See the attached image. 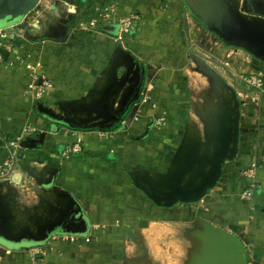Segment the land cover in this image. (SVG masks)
<instances>
[{
  "label": "crops",
  "instance_id": "obj_1",
  "mask_svg": "<svg viewBox=\"0 0 264 264\" xmlns=\"http://www.w3.org/2000/svg\"><path fill=\"white\" fill-rule=\"evenodd\" d=\"M59 1L63 4L60 10L48 3L51 12H37V18L31 20V28L10 40L7 49L0 47L4 57L0 60V165L12 150L10 143H16L20 166L11 179L28 176L33 181L39 180L38 188L44 187V193L50 195V210L63 211L74 200L78 209L72 227L81 231L85 227V218L88 223L86 233L80 236L97 234V229H110L114 234L108 238L112 237L114 245H120L125 234L122 229L134 224L144 226L150 211L156 214L160 210L174 208L152 204L134 183L148 190L160 188V193L174 188L176 183L181 184V174L188 172V165L192 162L185 158H191L188 154H193V151L190 149L196 148L202 135L193 120L188 118L186 125L183 117L187 101L189 109L188 94L195 90V86L192 88L189 84L197 81H187V75L175 68L182 63L177 56L180 50L179 30L168 23H171L169 18L176 19L179 7L177 0H73L70 4L68 0ZM204 3L211 10L213 3L220 5L222 13L225 11L228 17H234L231 21L237 22L236 27L249 25L264 33V0H205ZM105 8L113 14L96 30H77L76 23L69 30L64 25L68 17L72 24L73 20L87 23L97 10ZM131 13L139 16V22L124 42L132 41L137 63L155 67L150 70L153 72L150 79H156L153 81L156 90L160 88V114L167 115L169 119L160 125L157 132L151 131L155 128V119L151 117L143 120L151 119L150 123L140 122L135 129L132 121L127 128L113 132L74 131L61 126L68 124L60 110L66 101L83 97L97 99L104 92H115V81L110 82L116 79L110 81V78L103 77L102 72L111 64L107 52L112 49V41L119 32L118 19ZM228 21L231 23L229 18ZM7 26L9 24L0 25V29L6 30ZM26 64L38 71L39 78L51 83L40 97L36 98L30 88L33 79ZM164 65L170 69L162 70ZM39 78L35 83L38 84ZM136 89H130L127 99L135 96ZM170 91H174L172 99L166 97ZM236 92L239 94L238 90ZM204 93L208 100L205 97L200 107L220 109L222 114L223 101L214 104L212 88ZM263 99H259L262 108ZM224 107L228 108V105ZM68 110L66 108L64 112ZM216 114L219 119L215 122L216 132L228 133L225 127L228 122L223 116L219 117V112ZM260 120L259 131L250 130L256 135L252 140L250 137L244 146H239L238 155L232 162L237 170L247 165L246 176L234 173L225 184H216L199 202L193 203L195 208L201 207L202 211L226 225L237 238L238 243L234 242V245L244 249L246 264H264V118ZM215 123L212 121L213 126ZM184 127L186 133L182 134ZM205 131L208 132L206 127ZM226 138L223 134L220 140L226 142ZM39 143L40 148L32 146ZM75 145L77 147L72 152ZM200 162L203 163L201 159ZM130 170H133L132 175ZM142 170L147 174L142 175ZM152 170L155 176L150 175ZM2 182L0 179V185ZM244 191L250 192L251 196H244ZM29 206V212L36 210L34 205ZM72 212H76L74 207ZM63 233L55 232L42 247L39 244L6 247L0 264H15L12 260L24 256L28 257L26 264H69L67 258L72 252L68 257L63 256L70 250L69 244L61 240ZM39 248L43 254L46 252L43 263L31 261L34 250ZM97 252L98 256L102 251ZM87 258L92 259L93 255Z\"/></svg>",
  "mask_w": 264,
  "mask_h": 264
},
{
  "label": "rangeland",
  "instance_id": "obj_2",
  "mask_svg": "<svg viewBox=\"0 0 264 264\" xmlns=\"http://www.w3.org/2000/svg\"><path fill=\"white\" fill-rule=\"evenodd\" d=\"M68 1L70 4L73 0ZM204 2L205 0L202 2L201 0H177L179 8L176 19L168 17L171 22L168 24L179 30L180 50H178L177 56L182 63L175 68L187 75V81H197L196 84H189V87L195 86V90H191L188 94L191 104L189 103L188 109V101L185 103L187 111L183 116L186 125L189 118L194 121L199 133H202L198 138L200 140L197 142L196 148L190 149L193 151V154H188L191 155V158H185L187 161L190 159L193 162L188 165L189 170L183 182V185L189 184L190 187L201 185L205 181L204 178L210 177L219 167L221 173L216 184H225L233 177L234 173L241 177L246 176L247 165L242 170H237L236 165L232 164L238 153L233 160L227 159L232 148L233 126L231 122L235 117L233 112L235 103L231 100L233 96L230 89L234 90L236 98L241 104L240 108H242L240 117L242 132L238 152L240 145L244 146L248 143L250 137L251 140L253 139L256 132L251 133L250 130L259 131L260 119L264 118V107L262 108L259 104V99L264 98V62L255 61L240 49L223 45L212 33L192 19L191 13L202 17L203 20L206 19L204 13L207 15L209 5ZM32 3H34L33 9L27 11ZM48 3L54 5L57 10H60V6L63 5L59 0H44V2L42 0H0V25L9 24L7 27L24 28L25 24L20 21L26 14L30 15L28 19L31 21L34 17L37 18V12L52 11ZM180 3L184 4L182 8L179 6ZM212 7L213 9L208 11L209 16L221 17V6L213 3ZM224 15L228 16L225 11ZM172 16L174 15L172 14ZM227 18L234 20L233 16ZM67 20L72 21L69 17ZM15 21L20 23H15ZM124 39L125 37L122 41L116 39L112 41L113 47L107 52L110 55L111 64L105 72H102L103 77L110 78V81L116 79L110 82L114 83L115 81V92L110 94L104 92L97 99L83 97L66 101L63 104V109L60 108V110L68 119V126L81 129L84 132H87L86 130L89 132H113V128L116 126L122 129L127 128V118L134 121L135 129L140 122L150 123L151 119L145 122L143 120L151 117L155 119L153 120L155 130L151 128V131L157 132L160 131V125L165 124L169 119L167 115L160 114V88L159 91L156 90V86L153 84L156 79L153 81L150 79L153 74L150 70L155 67L151 68L149 65L144 66L137 63L135 49H132L131 46L132 41L124 42ZM131 55L133 57H130ZM165 68L169 67L164 65L162 70H166ZM162 76L163 74H161ZM252 77H260L262 85L256 87L250 82ZM157 79L160 80V78ZM135 87H137L135 96L132 99H127L130 89H135ZM210 88L213 91L214 104L223 101L222 114L220 109L206 110L204 107H200V103H203L205 97L208 100V95L204 92L210 91ZM237 90L239 94H237ZM142 94L144 95L142 96ZM168 94L166 97L172 99L174 91H170ZM139 98L141 101L136 103ZM224 105H228V108H225ZM258 107L262 110H258ZM66 108L69 109V112H64ZM128 108H130L129 114L123 118L122 115ZM217 112H219V117L223 116L224 121L228 122L225 125L228 128V133L216 132L215 122H219ZM212 121L215 123L214 126ZM205 127L208 132L205 131ZM181 133H186L185 127L182 128ZM223 134H226L228 138L226 143H228L222 149L220 138ZM244 155L247 154L244 153ZM200 159L203 163L200 162ZM193 167H195L194 170H192ZM142 171V175H145L146 170ZM129 173L132 175L133 170H130ZM149 173L155 176L154 170ZM202 175L203 178H201ZM2 184L0 185V224L8 235L17 236L29 233L38 237L39 224H52L60 220L62 212L48 208L50 195L44 193V187L38 188L39 180L33 181L30 177L23 176L17 180L11 178L3 180ZM40 191L41 194H38ZM147 200L151 202L149 199ZM29 205H34L36 210L29 212ZM68 205L74 207L77 212L78 208L75 207L74 200ZM68 220L71 222L72 219L68 218ZM76 230V227H72L69 223L62 230L64 233L61 240L68 243L70 249L67 255L63 256L68 257V253L72 252V255L67 258L69 264H243L241 248L234 245V242H238L237 238L228 231L226 225L217 221L213 215L202 211L201 207L195 208L193 203L191 206L176 204L174 208L168 211L160 210L156 214L150 211L144 226L138 227L134 224L130 228L122 229L125 230V234L120 245H114L111 242L112 237L108 238L109 235L114 234L110 229H97L100 232L97 234L89 233L90 240L88 242L84 240L87 236H74L73 232ZM103 235V240H100ZM72 236L78 240L72 241L70 239ZM47 240L49 237L41 243L27 241L24 245L39 244L38 246L42 247ZM0 247L3 246L0 245ZM40 249L34 250L35 254L31 255V261L44 262L46 252L43 254ZM120 249H122L121 252H119ZM98 250L102 252L97 256ZM90 255H93V260L87 258ZM27 260L28 257L24 256L19 260L15 258L12 261L15 264H26Z\"/></svg>",
  "mask_w": 264,
  "mask_h": 264
},
{
  "label": "water",
  "instance_id": "obj_3",
  "mask_svg": "<svg viewBox=\"0 0 264 264\" xmlns=\"http://www.w3.org/2000/svg\"><path fill=\"white\" fill-rule=\"evenodd\" d=\"M34 6V3H32L30 5V8H32ZM194 15V14H193ZM221 16V14H220ZM194 17L199 21V22H205V20L202 19V17L194 15ZM221 17H225V15H222ZM30 19L28 18H24L22 20V24H26ZM231 21V20H230ZM229 25L231 29H235L236 28V24L237 22L231 23L228 21ZM74 24V23H73ZM13 28V26H10ZM235 27V28H234ZM239 27V28H238ZM7 29L9 27H6ZM5 28V29H6ZM15 29H20L21 27L16 26L14 27ZM6 29V30H7ZM229 31V28H227ZM238 31L241 30V37L238 36H227L225 33H219V37L226 40V42L231 45V46H235V47H240L242 49H244L247 53H249L252 57L264 62V33L262 30L258 29H253V27H250L249 25H238L237 28ZM210 30H212V28H210ZM246 38V39H244ZM259 39H261L262 41H260ZM41 81H38V84H40ZM221 83H224L223 81H221ZM229 91H231L233 98L231 97V100L234 101L235 103V107L233 108V112H234V119L232 120V126H233V132H232V148L230 149V154L227 156L228 160H233L237 153H238V144L239 141L241 139L240 134H241V126H240V117H241V109H240V102L237 100L236 98V94L234 92L233 89H230ZM132 122L131 118H127L126 119V125H130V123ZM70 126V125H69ZM71 127V126H70ZM228 139V138H226ZM228 143V142H227ZM227 143L224 142L223 140L221 141V148H225L227 146ZM224 160V158H223ZM188 172H182L181 174V180L180 183L181 184H177L174 186V188L168 189L167 192H162L160 193V188H153V190H148L140 185H138L137 183H134L135 187H137L138 189H140V191H142V193L144 195H146V197L152 201L155 205L160 206V207H172L174 204H176L177 202H181V203H196L198 202L201 198H203L206 194L207 191L212 190L215 185L216 182L218 181L219 175L221 173V168L219 167L210 177H206L205 181L199 185V186H193L189 188V184L187 185H183L185 176L187 175ZM203 177V175L201 176ZM194 178V175H193ZM158 190V191H157ZM160 193V194H159ZM76 218V216H75ZM82 218V217H81ZM79 218V219H81ZM76 219H74L75 221ZM72 226V223H71ZM55 232L53 231H49L48 234H46L44 231L43 233H45V235L43 233H38V237H31L29 235V233H22L21 235H17V236H12V235H8L5 230L1 227L0 224V244L3 243H8L10 244V246H16L17 243H19L21 240L23 239H28V240H33L32 242L35 243H41L43 241H45L48 237L50 233ZM85 232V227L81 230V231H74L73 233H84ZM238 243V242H237ZM240 252L242 253L243 256V264H246V253L244 251V249L242 248V246H240ZM6 248V247H5ZM5 248L0 247V257L3 256L5 254Z\"/></svg>",
  "mask_w": 264,
  "mask_h": 264
},
{
  "label": "built area",
  "instance_id": "obj_4",
  "mask_svg": "<svg viewBox=\"0 0 264 264\" xmlns=\"http://www.w3.org/2000/svg\"><path fill=\"white\" fill-rule=\"evenodd\" d=\"M112 14L113 13H111L108 10V8H105L103 10H97L96 14H94V16L90 18V20L87 23H77L75 21L76 29L84 30V31L93 30V29L96 30L99 28L100 25L103 24V22H106L109 19V17L112 16ZM138 22H139V16H137L135 13H131L129 15H123L119 17L118 19L119 32L117 34V37H115V39L117 41H122L124 37L129 35V33L134 30V26ZM31 27H32V21H28L25 24V27L24 28L21 27L19 30L15 29L14 27L13 28L9 27L7 30L0 29V39L2 40V42L0 43V47L2 49H7V47L10 44V40L15 39L19 35L23 34L24 30H26L27 28H31ZM3 59H4L3 54L0 52V60L2 61ZM26 69L31 73V76L33 79V83H31L30 88L34 90V94L36 98L40 97L43 94L44 89L51 86V83L44 78H41V77L39 78L38 75L40 74L31 65L26 64ZM38 78L41 81L40 84L35 83L38 80ZM251 79L252 80L250 82H252L256 87H260L262 85L260 77L258 78L252 77ZM10 146L12 150L8 158L6 159V161H4L2 165H0V179L1 180L12 178V175L18 171L16 168L20 166L19 165L20 158H19L17 144L13 142V143H10ZM76 147L77 146L75 145L71 149L72 152L75 151ZM243 194L244 196H247V197L251 196V193L248 191H244ZM74 236H78V235H74ZM70 239L72 241L78 240V238H73V236ZM84 240L88 242L90 240V237L87 236Z\"/></svg>",
  "mask_w": 264,
  "mask_h": 264
},
{
  "label": "flooded vegetation",
  "instance_id": "obj_5",
  "mask_svg": "<svg viewBox=\"0 0 264 264\" xmlns=\"http://www.w3.org/2000/svg\"><path fill=\"white\" fill-rule=\"evenodd\" d=\"M39 1V0H38ZM33 9L29 7V9L27 11H31ZM208 11H211V9L208 7ZM207 11V15H205L204 13V18L205 19V22H199L195 17L194 15L191 13L190 14V17L192 19H194L199 25H201L202 27H204L206 30H208L210 33L213 34L214 37H216L223 45H226L227 47H232V48H236V49H240L242 51H244L245 53H247L244 49L240 48V47H235V46H231L229 45L226 40L222 39L219 37V33H225L228 37L230 36H238V37H241V30L238 31V29H231L230 26H229V23H228V16L227 17H219V18H216V17H212V16H209V12ZM224 15V13H221V16ZM28 16H30L29 14H26L24 18H28ZM23 18V19H24ZM22 19V20H23ZM74 24H75V20H73ZM72 22H69L68 20L65 21V24L66 25V28L67 29H71V27L74 26V24H72ZM210 28H212V30H210ZM229 28V31L228 29ZM66 29V30H67ZM242 38V37H241ZM246 39V38H244ZM247 40V39H246ZM248 55H250L249 53H247ZM251 56V55H250ZM252 57V56H251ZM255 61L257 62H261L263 63L262 61L252 57ZM241 109V108H240ZM242 110V109H241ZM242 132V131H241ZM204 177V176H203ZM201 177V178H203ZM206 179V178H204ZM191 186V185H190ZM189 186V188H190ZM209 191H207L208 193ZM70 202H73L72 200ZM152 202V201H151ZM199 202V201H198ZM153 203V202H152ZM176 204H184V205H187V203H181V202H177ZM176 204H174L173 206H175ZM191 204V203H190ZM160 207V206H159ZM62 214H61V218L60 220L56 221V223H45V224H39L38 227H39V233H43V231L48 234V232L51 230V231H62L63 230V227L66 226L67 223H69L71 225V223L73 224L74 222V219L75 218V214L77 212H72V206L70 207V205H66V209H64L63 211H61ZM75 213V214H73ZM79 214V213H78ZM70 215V217H68ZM69 219H72L71 222L68 220ZM54 222V221H53ZM45 233H43L45 235ZM40 235V234H39ZM50 237V236H49ZM28 240V239H27ZM26 239H23L21 240L19 243L16 244V246H21L23 245L25 242H27ZM30 241V240H29ZM1 246L3 247H10V244L8 243H1L0 244Z\"/></svg>",
  "mask_w": 264,
  "mask_h": 264
},
{
  "label": "trees",
  "instance_id": "obj_6",
  "mask_svg": "<svg viewBox=\"0 0 264 264\" xmlns=\"http://www.w3.org/2000/svg\"><path fill=\"white\" fill-rule=\"evenodd\" d=\"M180 5V7L182 8L183 6H184V4H179ZM141 101V99L139 98V99H137L136 100V103H139ZM129 111H130V108H128L124 113H123V118H125V117H127L128 116V114H129ZM61 126H63V127H67V128H70L71 130H74V131H83V130H81V129H76V128H74V127H70V126H68L67 124H63V125H61ZM120 127H115V128H113V131H116L117 129H119ZM92 130V129H91ZM86 131H88V130H86ZM12 139H13V137H11ZM34 148H40L41 147V144L39 143V144H35V145H32ZM137 188V187H136ZM140 190V189H139ZM144 195V194H143ZM144 198L145 199H148L147 197H146V195H144ZM85 229H86V231H87V229H88V223H87V219L85 218ZM86 231L84 232V233H86ZM55 232H63V231H55ZM55 232H53V233H50L49 234V236H51L52 234H55ZM77 235H81V234H83V233H76ZM11 248L13 247V248H17V246H10Z\"/></svg>",
  "mask_w": 264,
  "mask_h": 264
}]
</instances>
